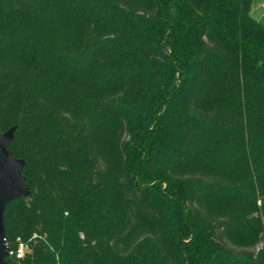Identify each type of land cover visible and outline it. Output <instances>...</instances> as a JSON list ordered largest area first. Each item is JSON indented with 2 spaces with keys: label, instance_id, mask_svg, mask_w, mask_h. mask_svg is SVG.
I'll use <instances>...</instances> for the list:
<instances>
[{
  "label": "trees",
  "instance_id": "obj_1",
  "mask_svg": "<svg viewBox=\"0 0 264 264\" xmlns=\"http://www.w3.org/2000/svg\"><path fill=\"white\" fill-rule=\"evenodd\" d=\"M252 2L0 0V130L17 125L10 149L25 159L31 190L5 208L9 264H134L115 254L125 247L128 230H143L136 216L151 223L163 242L171 240L160 196L175 204V218L191 236L176 245L172 264H264V221L251 216L259 198L264 214V23L251 15ZM57 24L76 31L78 46L87 50L85 66L68 63L70 51L53 45ZM46 37L44 61L37 46ZM153 72L151 84L147 75ZM83 76L91 78L92 92L126 102L112 115L101 111L114 123L112 141L121 162L116 199L128 212L127 226L109 232H93L87 224V206L93 207L87 189L78 194L66 178L58 180V174H83L89 191L102 201L106 197L107 170L93 137L100 123L90 107L97 93L75 119L68 109L51 111L48 102L66 97L86 103L75 86ZM110 77L112 86L100 89L99 81ZM242 111L246 121L234 120ZM222 155L229 183L196 166ZM50 158L53 203L40 205V211L30 165ZM72 202L83 216L63 214ZM17 203L22 214L31 213L37 234L33 252L20 258L19 242L10 243L15 238L8 229L15 217L9 209Z\"/></svg>",
  "mask_w": 264,
  "mask_h": 264
},
{
  "label": "rangeland",
  "instance_id": "obj_2",
  "mask_svg": "<svg viewBox=\"0 0 264 264\" xmlns=\"http://www.w3.org/2000/svg\"><path fill=\"white\" fill-rule=\"evenodd\" d=\"M58 27L55 28V31L52 32L51 41H53V45L55 46H61L70 51V55L72 59L71 61L67 60L68 63H72V65H75L77 68L81 65L87 64V50L83 52L82 47H79L80 38L78 35H76V31H71L70 28L62 26L57 24ZM48 40L47 37L45 39H42L41 45L37 46V49L42 47V57L46 54V47H48ZM78 46V47H77ZM56 48V47H55ZM54 48V49H55ZM38 59H40V55ZM41 57V58H42ZM44 61H46L47 58L43 57ZM84 65V66H85ZM102 71L101 74L105 73L106 70H99ZM149 75V76H148ZM147 75V80L151 82V84L154 83V79L156 78V74L150 73ZM79 77V76H78ZM88 76H83L81 78H78L79 81L75 83V86L77 87V93L79 92L80 95L84 97V100H86V103H76L73 100H70L66 97L62 99H53L48 100L50 102V110L51 111H58L60 109H68L72 117L75 119L76 117L83 115V112L87 111V104L88 101L94 100V97L96 96L95 93H97V99L94 101V103L90 106L93 110L94 114V120L97 118L98 125H96L95 132L93 134L95 144L98 147V152L100 153L101 160L105 164L106 167V175L105 179L107 181V191H106V197H104L103 201L99 199V197L95 196L92 192H90V188L88 185H86V180L84 178V175L81 174L79 176H67L66 174H58V180L64 183V179L66 178V181L68 184L72 185L74 189H76V192L79 194H82L85 189H87V197L91 202V205L87 206V224L92 227V231H98L101 230L103 232H109L114 229H119V227H126L127 226V215L128 212L126 211V206L122 202H118V199H116V189H115V176L117 173V170L120 167V160L118 159L117 152L115 150V145L112 141V130L114 129V123L110 121L109 117H106L105 115L101 114V111H105L107 115H112L114 111L119 109V105H126V102L120 101L117 99H108L109 94L104 93L103 90L100 92L99 90H94L92 92V88H90V85H92L91 78L87 79ZM113 78L110 77L106 79L105 81H99L101 84V88L112 86ZM108 85V86H107ZM91 92V93H90ZM92 95V96H90ZM53 98V97H52ZM72 101V102H71ZM90 108V109H91ZM46 112H49L47 110ZM96 112V114H95ZM92 114V116H93ZM171 115L169 114V117ZM237 117L239 120L246 121V113L239 112L234 115V120L237 121ZM46 126V133L47 135L50 134V128H52L53 120H49L45 124ZM236 125V123H235ZM237 126V125H236ZM6 130V128H4ZM50 139H52L50 137ZM243 149H241L242 151ZM174 151L170 150L167 151L166 155H168V158L173 156ZM222 155L215 163L208 162H202L196 164L197 167H200V171L203 168V166H207L209 168L208 171L205 173L210 174L211 177H215V181H222L225 183H229L228 180L230 176L226 171H228L227 166L225 162H227V159H223ZM207 163H210L206 165ZM54 165L53 158L46 159L43 163L37 164L32 163L30 165V176H31V182L33 185V192L35 196H37V206L40 211H43L40 208V205L46 204L47 202L53 203L49 199V190L51 193L55 191V183H51L50 179L53 177L55 170L52 168ZM232 171V170H230ZM233 173V171H232ZM208 176V175H207ZM137 178V177H136ZM226 179H228L226 181ZM155 181H152L151 184H155ZM224 186H229L227 184H221ZM159 187L162 191L165 189V183L159 182ZM73 194V193H72ZM160 204L162 205V211L163 215L168 222L170 226V233H171V240L169 242H163L159 235L154 230V227L151 223L148 221H145L144 219L136 216L135 217V224L141 225L143 230H134L135 227L128 230V235L125 238V247L120 248L117 252L118 254H115V256H125L127 259H131L134 264H172L175 260V247L176 245H181L184 242H188L190 239V234H187L186 231L182 228V225H180L175 218V208L173 202L168 199L160 196ZM71 210L75 212V214L72 216L70 213L67 214L65 211H71L69 209H65L64 215L65 216H71L78 218L79 216H83V213H79L76 211L77 206L72 202L70 203ZM257 206L259 207L257 210H254L251 216L254 218L262 219L264 221V214H263V205H262V199L259 198L257 201ZM22 207L19 203L13 204L11 206V209H9L11 215H14L15 217L12 218L11 226L8 227L10 237L15 238V240L10 239V243L14 244L15 241H23L26 245L25 254L33 252V248L36 247L37 244V234L31 227L30 222V215L27 213L22 214L21 211ZM29 219H26L28 218ZM70 217V218H71ZM45 222V221H44ZM183 229V230H182ZM80 239L84 238V232L80 230L79 233ZM43 236L46 237L47 233L44 232ZM42 237V238H44ZM262 246V242L259 243L257 249ZM96 249V248H91ZM109 250V249H108ZM93 251V250H90ZM103 252L105 250H102L101 248H98V252ZM108 251L106 250L105 256L107 255Z\"/></svg>",
  "mask_w": 264,
  "mask_h": 264
},
{
  "label": "water",
  "instance_id": "obj_3",
  "mask_svg": "<svg viewBox=\"0 0 264 264\" xmlns=\"http://www.w3.org/2000/svg\"><path fill=\"white\" fill-rule=\"evenodd\" d=\"M16 130L17 125L6 131L0 130V264H9L6 258L10 255L6 239L5 208L12 200L27 197L31 193L23 174L25 159L15 157L10 149Z\"/></svg>",
  "mask_w": 264,
  "mask_h": 264
},
{
  "label": "crops",
  "instance_id": "obj_4",
  "mask_svg": "<svg viewBox=\"0 0 264 264\" xmlns=\"http://www.w3.org/2000/svg\"><path fill=\"white\" fill-rule=\"evenodd\" d=\"M250 12L255 19L264 23V0H253Z\"/></svg>",
  "mask_w": 264,
  "mask_h": 264
},
{
  "label": "built area",
  "instance_id": "obj_5",
  "mask_svg": "<svg viewBox=\"0 0 264 264\" xmlns=\"http://www.w3.org/2000/svg\"><path fill=\"white\" fill-rule=\"evenodd\" d=\"M19 246H18V248H17V250H16V256L18 257V258H20V257H22L23 255H24V253H25V249H26V245L24 244V242L23 241H19V244H18ZM13 253V251H10V254H12Z\"/></svg>",
  "mask_w": 264,
  "mask_h": 264
}]
</instances>
